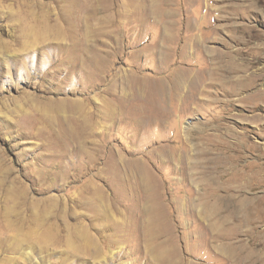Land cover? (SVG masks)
<instances>
[{
    "label": "rangeland",
    "instance_id": "rangeland-1",
    "mask_svg": "<svg viewBox=\"0 0 264 264\" xmlns=\"http://www.w3.org/2000/svg\"><path fill=\"white\" fill-rule=\"evenodd\" d=\"M175 3L0 0V264H264V0Z\"/></svg>",
    "mask_w": 264,
    "mask_h": 264
},
{
    "label": "crops",
    "instance_id": "crops-1",
    "mask_svg": "<svg viewBox=\"0 0 264 264\" xmlns=\"http://www.w3.org/2000/svg\"><path fill=\"white\" fill-rule=\"evenodd\" d=\"M151 3L152 6L156 5V6H163V11L164 12H168L170 10L175 11V0H148V4ZM171 6V9H170ZM160 9H151L150 13H153V16H157V13H159ZM157 19H159V16L156 17Z\"/></svg>",
    "mask_w": 264,
    "mask_h": 264
}]
</instances>
